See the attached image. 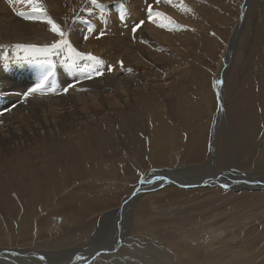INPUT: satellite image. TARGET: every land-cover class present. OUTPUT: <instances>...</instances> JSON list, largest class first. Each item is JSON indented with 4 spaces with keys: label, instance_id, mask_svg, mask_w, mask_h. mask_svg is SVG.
<instances>
[{
    "label": "rangeland",
    "instance_id": "374dc122",
    "mask_svg": "<svg viewBox=\"0 0 264 264\" xmlns=\"http://www.w3.org/2000/svg\"><path fill=\"white\" fill-rule=\"evenodd\" d=\"M106 1L107 0H98V3L103 4V7H97L96 4L91 3V0H58L62 10L64 9L65 11V13L62 12L63 15H60L61 18H58L57 15L55 16V14L49 10L51 8L50 6L55 9L59 7L58 3H51V0H47V3L44 0H38V3L46 10L48 15L57 22L59 21L58 23L68 33L69 39L79 51L83 49L84 53H92L103 58L106 65L111 64L115 66L113 71L118 68L121 69L117 61H123L124 68L128 69V67H132L131 59L138 58V56L144 58L147 63L149 62L147 64V66L149 65L151 68L149 73L153 74L156 79H163V77L160 76L167 74L168 69L176 64L181 63L182 66H185V74L183 77L179 78V82L181 83L179 86L182 89H175L176 93L181 97L180 104L175 103L177 99L174 95V87L169 88L167 85L165 86L166 91H163V93L165 92L166 94L165 97L160 96L157 100L162 107H164L167 101L174 103L171 105H181V110L184 111L183 116L187 114V119H181V116L172 117L170 115L172 112L167 111L168 107H166V109L162 108L161 112L164 114L160 119H155V116H153L154 108L152 106L146 109L143 107L142 111L146 120V127H143V131H145L144 128L146 130L149 128L151 131H154L153 133H149L148 131L144 132L146 135L145 147L149 146L147 144L149 140L153 142L152 146L157 147L160 142L166 141L168 137L171 138L170 141L174 142L170 145L168 139L166 144L161 146L163 150L166 149L169 152L167 154V159H169L167 163H165V161H159L156 164L151 163L149 158L144 157V155L147 156L150 150L151 152L155 151L151 149L152 147H149L150 150L146 148L145 150L132 149L129 151L126 149L127 144H125V141L122 142L123 145L121 144L123 150H121V148L119 149L122 152L119 150L115 153L109 152L108 154L114 156L102 157L99 160L88 162L86 167L83 166L86 172L81 174L80 179H74V181L70 180V176L67 179H59L61 177L60 166L61 164L63 166V162H65L62 161V159H69L72 151L70 152L69 150L68 153V149L61 150V148H57L56 146L50 147V151L52 152L47 148H43L45 150L43 151L33 147L36 143L32 141L22 154L23 160L20 159L15 164L16 166L12 168L5 167L4 170L0 172V204L3 203L7 205L8 202L6 203L5 201L9 200L12 206V208H8L7 206L5 208L4 205H2V207L0 205V247L22 246L21 248H26L30 245L31 247L34 246L33 248L36 247L35 249L37 252L41 253L43 250H46L45 247H42L43 244L50 243V246H55L54 244L57 243L58 245L60 240L72 244L81 243L88 239L91 236L90 234H92L97 227L101 230L102 237V239L98 241L99 245L102 246L105 242L108 244L117 243L118 240H120V236L118 237L116 234H112L111 236V232L115 227L116 220L121 218V222L124 221L126 224V217L122 218L117 216V219L111 220H108L106 217L101 221L100 218L103 214L109 209L120 207L121 205L119 202L127 196H130L138 188L140 185L139 182L147 170H156V168L163 167H175L180 169V166L185 167L186 165V167H188L187 169H189L200 162L204 163L208 160V155L212 149V142L215 140L217 149L214 148L216 157L213 160V164L216 165L213 169L214 171L222 170L220 173L221 175L219 174L216 176L217 178L225 173L226 167H232L231 169L233 170L246 173L257 172L255 175L259 174L264 176V0H250L248 6L246 5L247 8L245 6L246 10L243 7L244 0H172L171 3L165 2L166 0L148 1V3H152L153 10L156 9L158 12L164 13L166 17L171 16L175 24L180 25V27L168 24L167 20L163 17L156 18L155 23L148 21L146 6L141 8L144 14L143 17L137 20L136 15L132 13L131 16L134 17L135 20L128 19L132 9L130 5L135 8L139 7V3L136 2V0H122V2H118V0H108L110 4L108 1L106 3ZM154 2L155 4H153ZM157 5H169L173 14L168 11L163 12L160 7L156 8ZM4 6L9 12H11L10 7H12L13 10L17 12L25 11L29 14L31 13L30 5L21 3L20 0H13L12 3H9V0H0V12L3 11ZM242 9H244V15L241 21L240 16ZM69 10L72 12L70 15L68 12ZM153 13L155 12L153 11ZM65 14L67 16L69 15V17H62ZM95 15L98 19L93 18ZM96 20H99V23H97ZM140 20H144L145 23L134 34L131 32L132 27L139 23ZM21 21L29 22L31 19L24 18ZM39 22L41 21H38V23ZM100 22H103L105 27L101 26ZM160 23L168 24V26L161 28L159 26ZM42 24L43 25L40 23L42 28H48L47 33L42 37H37V40L34 39L31 42L42 41L39 44L43 45L59 38L50 32V26L46 25V22ZM146 24L148 26L156 25V29L150 27V29H153L151 33H148L143 29ZM90 28L91 31L89 30ZM118 28L120 29L118 30ZM125 30H127L126 32L128 34ZM100 31L105 32V35L97 39L96 37ZM120 31L121 33H119ZM158 32L161 38L155 36ZM234 33H238L234 45L235 47L232 52H229L228 62L223 65L226 49L229 50V39ZM47 35H50V38L49 36L47 37ZM85 35L89 37L86 42L83 39ZM146 36L149 37V39H147ZM0 37V75L2 76L0 91L22 83V81L15 76V72L10 73L12 69L8 66L9 63L35 65L36 71H34L33 77L35 74V76L39 74L41 78L42 74L45 72L44 67L39 64L28 63L25 60H17V57L24 55V53L22 50H18L15 45L19 43L32 44L23 40V38L26 39L28 35L14 34V36ZM113 44H115V46ZM140 47H143V49ZM57 58H59L58 60L60 61L62 57H53L56 61V68H61L62 64H60ZM83 63H88V61L86 59L82 60L81 64ZM63 68V75L65 76H67V74L71 75V72H74L64 67V65ZM113 71L108 73L105 70L104 76L113 74ZM74 73H78L82 77V80L80 81V78L77 77L74 80L72 77H68V79L72 80L69 83H76V81H79L80 84L84 85L87 91L91 90V86L89 87L88 83H91L92 80L103 81V76L89 80L85 79L84 75H81L79 72ZM218 73L224 76L222 79L223 93L220 95L221 98L223 97V102H221L222 99L221 101L217 100V94H219L220 90L219 84H215V79ZM59 74L61 73L56 69L53 75L49 77L51 78V82L54 80V82H56L57 78H60L58 81H61L63 76L60 77ZM151 78L152 77H148V80L154 79ZM69 83H65L63 87L67 86ZM79 83H77L78 86L74 88L78 89L80 87ZM162 83L165 82L163 81ZM63 87H58L57 91L52 93L56 94L58 92V94L55 95L56 97L64 96L62 91ZM201 93H205L210 98L211 106L213 107L212 112L207 113L205 111V105H203L200 98ZM1 109H3L2 103H0V110ZM10 110L11 109H9V111ZM150 111L153 113L151 114ZM219 111L220 120L219 123L216 124L213 120L214 116H217V112ZM0 125H2V123ZM86 126L94 132H109L111 135H116L115 132H117L115 129L114 132L110 130L114 127L110 126L108 122L99 123L95 120L90 122L87 121L85 126L75 128L77 131L72 133L73 138L76 140H74L75 143H78V135L76 134L81 132L83 136ZM212 126L213 133L216 132L215 136L211 135ZM197 133L200 134L198 135ZM73 138L70 137L69 142H71ZM227 143H229V145H227ZM101 149H103V146ZM101 153L105 154L103 152ZM29 155H31L32 159ZM223 158H227L226 161L229 165L224 166L222 164ZM10 163L11 161L9 162V166ZM31 163L33 165H31ZM41 166L43 167L41 168ZM94 166L103 168V171L92 172ZM115 166L118 169V171L115 170L117 172V174L114 173L115 177L112 173L108 175L107 171L111 170V168L115 169ZM87 169L91 171L90 174L94 176L93 178H88ZM33 170L34 172L36 170L37 173H40L41 179H45L49 185H41L42 187L38 188L39 192L38 190L33 191L26 188L27 190L25 189V191L27 193H25L27 195H25L28 197L27 198L24 196V188H22L26 185H24L25 182H21L20 174L22 171L31 174ZM49 171H55L56 174L58 173L60 175L57 174V177H53V173H49ZM41 173H43V175ZM196 173H198V171H196ZM124 174L131 175L125 176ZM186 174V172L183 173V175ZM200 174L205 176L206 169L200 170ZM190 175L191 178L200 176L199 174H195L194 171H191ZM6 176L8 178H6ZM52 178H56V180ZM15 180H19L17 184ZM153 181H156V179L151 180L152 184H154ZM21 184H23V186H21ZM78 186H83L85 188L81 192L74 194ZM230 189L222 188L220 185L197 186L186 189L177 185H167L156 188L153 191H145L140 196V200L143 199V201H146L145 205L147 207L151 206L152 216H149V219L144 220V222L136 226L138 227L140 225V229L147 233L153 228V237L156 235L159 236L157 234L158 230H156L159 228V230L163 232V228H165V231H168V233L170 232L169 235L171 238L174 231V235L176 233H179L178 235H183V233L193 229L201 231V236H206L209 240L207 241L208 243L215 244L210 247V250L201 246L204 250L203 256L199 260L193 259L197 263L234 264L235 259H230L232 256L228 251H237L239 260H242L243 255H256L257 252L258 257L256 260H249L247 263L264 264V190ZM66 192L75 196L65 195ZM106 196L108 199H106ZM79 197H81V199ZM82 199H87L88 201L86 200V203L88 204L84 203ZM25 203L26 205H24ZM135 203L136 202H134L131 208L133 213V215L130 216L131 222L133 218L134 222L136 221ZM231 207L234 208L232 209ZM128 209L129 207L125 210L126 213ZM235 209L237 210L236 214L234 211ZM24 211L27 214H25ZM83 211H85V213ZM21 217L26 218L28 223H30L26 226L28 231L25 230L26 232L23 231L22 234L18 231L20 230V226H23ZM155 221L159 223H155ZM131 222L128 228L132 226ZM136 222H139V220ZM31 223H34V225ZM150 226L152 228H150ZM220 226L224 229L225 226H227V228L220 233L217 229ZM121 236L123 237V234H121ZM153 237L149 239H153ZM138 238L141 237L137 236V238L130 239V241H135ZM160 239L163 240L161 237ZM122 240L124 241L120 242L117 247L123 249L126 247L123 246L126 238H122ZM223 240H225V243L221 245ZM230 240L232 241L230 242ZM139 241L146 240L141 238ZM53 242L54 244H52ZM202 242L206 243L205 241ZM37 247L42 248L38 250ZM149 249H151L149 252L150 254L147 253L145 255H150L151 259L146 258L145 263L157 264L156 262L159 256L157 252L161 251L154 250L156 248L153 245H151ZM118 251L119 250H112L107 254L101 255L102 264H116L117 262L110 260V258L115 256ZM124 251L129 252V249H125ZM212 252L221 254L222 260L218 263L212 260L213 257L209 256ZM23 253L25 257H27H23L25 264L36 263L34 259L36 255L34 256L33 252L24 251ZM88 253L85 256L91 257L92 254L88 255ZM140 255L143 256L141 253ZM165 258H169V255H165ZM142 260L144 261V256ZM55 261H58V259ZM162 262L163 261H160L159 263L162 264Z\"/></svg>",
    "mask_w": 264,
    "mask_h": 264
},
{
    "label": "bare ground",
    "instance_id": "6f19581e",
    "mask_svg": "<svg viewBox=\"0 0 264 264\" xmlns=\"http://www.w3.org/2000/svg\"><path fill=\"white\" fill-rule=\"evenodd\" d=\"M44 1L47 3V0H44ZM107 1H106V3H107ZM133 1H135V0H133ZM148 1L149 0H136V2L139 3V7L135 8L132 5H130L132 9H131L130 15L129 16L127 15L129 18L128 17L127 18L130 20H135L134 17L131 16L132 13H134L136 15L137 20L140 19L141 17H143L144 14L142 13L141 8H143L144 6L147 7V5L150 4V3H148ZM53 2H56V4L57 3L59 4L58 0H51V3H53ZM249 2H250V0H244V2H243L244 9H245L246 5L248 6ZM108 3H109V1H108ZM153 4H155V2ZM247 6H246V8H247ZM50 7L51 8L49 10L52 13H54L55 16L57 15L58 18H61L60 15L61 14L63 15V13H65L64 9L62 10L60 4H59V7H57L56 9L53 8L52 6H50ZM157 7H160L163 12H165V11L171 12V10H170L171 7L169 5L168 6L157 5L156 8ZM10 9H11V12H9L6 9V7L4 6L3 11L0 12V36L7 37L10 35L14 36V34H25V35H28V37L26 39L23 38V40L27 41L28 43L41 45L39 43H41L42 41H36V42L35 41L31 42V41L36 39L37 37H42L45 33H47V29H48L47 26H46L47 29H44V27L43 28L41 27V25H43L42 24L43 20H41V22H39V23L36 20H31L29 22L28 21H21L24 19V17L19 16L17 14L18 12L14 11L12 7H10ZM153 11L158 12L156 9H154ZM68 12H69V15H70V13H72L71 10H69ZM69 15L67 16L65 14L62 17L68 18ZM93 18L98 19V17L96 15ZM66 21H68V20H66ZM96 21H97V23H99V20H96ZM116 21H118V20H116ZM121 22L124 23L123 21H121ZM40 23H41V25H40ZM100 25L105 27L103 22H100ZM119 26H122V25H119ZM155 26H153V25L148 26L146 24V25H144L143 29H145L146 32L151 33L153 28L150 29V27L155 28ZM129 27H131V26H129ZM120 28H118V30ZM155 29H154V31H155ZM86 30H87V28H86ZM126 31L127 30H125V32ZM115 33H116V31H115ZM119 33H121V31ZM122 33H123V31H122ZM156 33H157V31H156ZM160 33H161V31H160ZM157 35L155 34V36L157 38H161L159 35V32ZM48 36L50 38V35H47V37ZM232 36H233V34H232ZM237 36H238V33H236V38H234L233 42L231 43V41H230L229 50L226 49V52H225V55L223 58V60H224L223 65H225L228 62L229 52L233 51V48L235 47L234 45H235ZM16 38H18V37H16ZM16 38H14V39H16ZM146 38L149 39V37H147V36H146ZM163 38H166V37H163ZM42 39H44V38H42ZM46 39H45V41H46ZM45 43H47V42H45ZM87 43H90V42H87ZM119 44H120V42H119ZM144 44H142V45H144ZM113 45L115 46V44H113ZM12 46H13V44H12ZM85 46H87V45H85ZM106 49H107V47H106ZM109 49H111V48H109ZM141 49H143V47ZM120 50H121V48H120ZM81 52H84L83 49H81ZM117 52H118V50H117ZM141 54H143V53H141ZM126 55H128V54H126ZM117 56H119V55H117ZM58 59L59 58H57V60ZM127 61H128V59H127ZM131 63H132V67H128V69L130 68V69H132V71H127L126 68H124V70H121L118 68L115 71H113V74H111L109 76L103 75V81L92 80L91 83H88L89 87L91 86L90 87L91 90H89V91H87L85 89L83 84L79 83L80 87L78 89L77 88H71V89H69V91L66 95L63 93L64 96H60V97L57 96L56 97L55 95L58 94V92L56 94L55 93L53 94L52 92H48V91H45L44 94L37 92L34 94L36 96H39V97H33V98L29 99V103L27 105H25V101L23 99L24 95H23V97L21 96L14 103V105L12 106L10 111L5 110L4 108L1 109L0 110V124L2 123V125H0V172H2V170H4L5 167L12 168V167L16 166L15 164L20 159L23 160L22 154L24 153L25 149L27 148V146L32 141L34 143H36V145L33 147H35L36 149H41L43 151H45L43 148H47L50 151V149H51L50 147H52V146H56L57 148H61V150L62 149H68V153H69V150H70V152L72 151L71 157H69V159H66V158L62 159V161H65V162H63L64 165L62 166V164L60 163L62 166V167L60 166V173H61V177L59 178L60 180H62L64 178L67 179L69 176H70V180H72V181H74V179H80L81 174L86 172V169L83 166L86 167L88 162L95 161L97 159L99 160L102 157L111 156L112 154H108V153L109 152L115 153L117 150H119L122 147V145H123L122 142H125V141H126L125 144H127L126 149L129 151L132 149L145 150L146 148L148 149L149 147L150 148L152 147L151 149H154L155 151L151 152V150L149 148L150 151H149V153H147V156L144 155V157L149 158L151 163L156 164L159 161H163V162L165 161V163H167V161L169 160V159H167V154L169 152L166 149L163 150V148H161V146L165 145L166 142L168 141V139H169L170 145H172L174 142L170 141L171 138H169L167 136L168 138L166 139V141L160 142L158 147L152 146L153 142L151 140H149L147 142V144L149 146L145 147L144 143L146 141L145 140L146 135L144 132L148 131L149 133H153L154 131H151L149 128H147L148 130H146L144 128L145 131H143V127H146L145 126L146 120H145V116L143 114L142 108L144 107L146 109L147 107L152 106L154 108V115L153 116H155V119L156 118L160 119L163 116L164 113L161 111H162V108L166 109V107H168V109H167L168 112H170V111L172 112V114H170L172 117H175V116L180 117L181 116V119H187V114L185 116H183L184 111L181 110V105H177V106L171 105L174 103L171 101L170 102L167 101L166 104H164V107H162L158 103V100H157V98H159L160 96L165 97L166 94H165V92L163 93V91H166L165 86L167 85V86H169V88L174 87V92H175L174 95H175V98L177 99V102H175V103L180 104L181 97H179V95L176 93L175 89H177V90L182 89L179 86L181 84L179 82V78L184 76L185 66H182L181 63L176 64V65L172 66L170 69H168L167 74H165L164 76L163 75L160 76V77H163V79H161V78L156 79L153 74L149 73V71L151 70L149 65L147 66V64L149 62L147 63L144 58L139 57V56H138V58H132ZM180 66H182V67H180ZM56 69L58 70V72L61 73L59 75H60V77L63 76V79L61 81H58V80H60V78L59 79L57 78L56 82H54L55 80L51 82V78H49V80L47 81L48 86L56 87V91H57L58 87L59 88L63 87L65 85V83H69L72 81V80L68 79V77L69 78L72 77L73 80L76 77L80 78V81L82 80V77L78 73H74L71 71H70L71 75L70 74H67V76L63 75L64 74L63 65L61 66V68H56ZM17 75H18V73L15 74V76H17ZM35 75H34V77H36V79L39 81V79H40L39 74H37V76H35ZM81 75H83V74H81ZM148 77H152L154 79L151 78L152 80L149 81ZM223 77L224 76L221 75V73L220 74L218 73V76L215 79V81H216L215 84L217 85V80L222 81ZM7 78H5V79H7ZM32 79H33V76H32ZM1 81H2V76L0 75V83H1ZM161 81L162 82L164 81L165 83H162ZM25 84L29 87L31 82L27 81V79H26ZM76 86H78V85L76 84ZM89 87H88V89H89ZM222 88H223V84L221 83V84H219V90H220L219 95H221L223 93ZM148 92L151 94H149ZM200 98L202 100L201 102H203V105H205V107H204L205 111L207 113L212 112L213 107L211 106L210 98L208 97V95H206L205 93H201ZM221 99L223 102V97ZM152 113L153 112H151V114ZM159 113H161V114H159ZM217 113H218L217 116H214V120H213V122H215L216 124L219 123V120H220V117H219L220 111ZM193 116H194V114H193ZM94 120L99 122V123L108 122L110 126L114 127V128H111L110 130L112 132H114V129L117 131V132H115L116 135H114V134L111 135L109 132H94L88 126H86L84 128L85 132H84L83 136L81 135V132H79V134H76V135H78L77 136L78 137V143L77 142L75 143L76 140H75V138H73V135H72L73 132L77 131L75 128H81V127L85 126V123H87V121L90 122V121H94ZM113 123H114V125H113ZM165 123H166V121H165ZM212 125H213V123H212ZM166 128H167V126H166ZM215 133L216 132L213 133V126H212L211 135L215 136ZM197 134L199 135L200 133H197ZM70 137L73 138V140L71 142H69ZM228 141H229V139H228ZM156 144H158V143H156ZM203 145H204V143H203ZM227 145H229V143H227ZM102 146H103L104 150L101 149ZM214 148H216V140L214 142H212V149L208 155V160L205 161L204 163L200 162L199 164L192 166L189 169H187L188 167H186L187 166L186 165L185 167L180 166V169L175 168V167L174 168L163 167V168H156V170L155 169L147 170L145 172V174L143 175V177L141 178V181L139 182L140 185L133 192V193H136L135 195H133V193H132L130 196H127L125 199H123L122 200L123 202L122 201L119 202L121 206L117 207L118 209L117 208H112V209L108 208L109 210H107L103 214V216L100 218L101 221L106 217L108 218V220L117 219V216L122 217V218L126 217V224L124 223V221L121 222V218L117 219L116 223H115V227L113 228V230L111 232V236H112V234H116L118 237L120 236L119 237L120 240H118L117 243L108 244L105 242L104 245H102V246L99 245L98 241L102 239L101 230L98 229V227L96 226L97 229L95 228L94 232L92 234H90L91 236L81 243L72 244V243H68V242H62V240H60V241L58 240L59 241L58 245H57V243H55V244H54V242L52 243L55 246H50V243L43 244L42 247H45L46 250H43V252H41V253L37 252V250L35 249L36 247L33 248L34 246L31 247L30 245H29V247H26V248H21L22 246L21 247H12V246H4L3 247V246H1L0 247V264H25L23 257L24 258H27V257H25V255L23 253L24 251H28L30 253L33 252L34 256L36 255V258H34L36 260L35 262L38 264H59V263L60 264H67L70 261V259L72 257H75V256H83L81 259L77 260V263H79V264H102V256L101 255L107 254L108 252H111L112 250H119L115 256L110 258V260L116 261L117 262L116 264H146L145 263L146 258L151 259L150 255H148V256L145 255L147 253L150 254L149 252L151 251V249H149V247L151 245H153L156 248L154 250H158V251L162 252V253L157 252V254L159 255L157 262H156L157 264H160L159 263L160 261H163L162 264H180V263H182V264H201L200 262L197 263L193 260L194 258L199 260L203 256L204 250L201 248V246H204L205 249L210 250V247H212L215 244V243H208L207 242V241H209L208 238L206 236H201V231H196L195 229H193L191 231L183 233V235H178L179 233H176L175 234L176 236L174 235V232H175L174 231L173 232L174 236L172 235V238H171V236L169 235L170 232L168 233V231H165V228H163L164 229V232H163V231L159 230L160 229L159 228L156 230H158L157 234L161 238H163V240H161L160 237L157 235H156L157 237L156 236L153 237V228L151 227L152 225L150 226V228H152V229L149 231V233L143 232L139 227L140 225L138 227L136 225L144 222V220L149 219V216L150 217L152 216L151 206L147 207L145 205L146 201H143V199L140 200V196L145 191H153L156 188H161V187L167 186V185H177L179 187H181L182 185H190V186L200 185L201 186V184H205L204 183L205 181H208V183H207L208 185H206V186H218L217 184H214L217 182L229 183L230 187L228 189H230V188L248 189V188H252L253 186H256L257 189H259L260 187L264 186V176H261L259 174L255 175V174H257V172H250V173L240 172L238 170L231 169L232 167L231 168L226 167L225 173H223V175L221 177L217 178L216 176L219 175L222 172V170L221 171H214V169H213V167L216 165V164H213V160L216 157ZM121 150H123V148H121ZM121 150H119V151L122 152ZM50 152H52V151H50ZM101 152H103L105 154H102ZM29 156L31 157V155H29ZM112 156H114V155H112ZM125 157H126V155H125ZM31 159H32V157H31ZM117 160H119V159H117ZM143 160H144V158H143ZM226 160H227V158H223L222 164L224 166L229 165V163ZM10 161H11V163L9 166ZM163 162H161V163H163ZM208 164H210V165H208ZM31 165H33V164L31 163ZM138 165H139V163H138ZM202 166H206V167H202ZM42 167L43 166H41V168ZM44 168H46V167H44ZM52 168H54V167H52ZM65 168H67L68 170ZM126 168H124V169H126ZM182 168H184V169H182ZM222 168H224V167H222ZM92 169H93L92 172H102L103 171L102 170L103 168H101V167L99 168L98 166H94ZM202 169H206L205 176H202L200 174V170H202ZM115 170L118 171L117 167L115 169L111 168V170H108L107 171L108 175L111 173L117 174V172ZM191 171H194L195 174H199L200 176H197L195 178H191L190 177ZM196 171H198V173H196ZM51 172L53 173L52 174L53 177H57L58 173L56 174L55 171H51ZM51 172L49 171V173H51ZM87 172H88L87 173L88 178L94 177L92 174H90L91 171L89 169H87ZM185 172L187 174L183 175V173H185ZM39 174L40 173H37L36 170H35V172L33 170V172L31 174L24 173V171L21 172V174H20L21 180H22L21 182L26 183V184L24 183V185H26V186L22 187V188H24L23 193H24L25 197H27L26 196L27 192L25 191L26 188H28L29 190L37 191L38 188L42 187L41 185H49V183H47V181L44 178H43L44 180L41 179V176ZM41 174L43 175V173H41ZM45 174H47V173H45ZM58 175H60V174H58ZM124 175L128 176L131 174H124ZM47 176H49V175L47 174ZM113 176L115 177V174ZM157 176L166 177V179H164L161 182L157 181V180L153 181L154 184H152V183L150 184L147 182V181H151V180L156 179ZM12 177H14V176H12ZM6 178H8V177L6 176ZM52 179L56 180V178H52ZM17 181H19V180H15L16 184H17ZM50 182H52V181H50ZM257 182H259V183H257ZM21 186H23V184H21ZM17 188H18V186H17ZM84 188L85 187H83V186L82 187L78 186V189L76 192H74V194L77 192H81L82 190H84ZM181 188H184V187H181ZM74 190H76V189H74ZM38 192H39V190H38ZM28 195H29V193H28ZM65 195H68V196L72 195L73 197L75 196V195L69 194L67 192L65 193ZM73 197H72V199H73ZM79 198L81 199V197H79ZM106 199H108V197ZM6 200H8V199H6ZM25 200H27V199H25ZM86 200L87 199H82V201L84 203H86ZM5 202L6 203L8 202V204L4 205L2 203V204H0L1 207H2V205H4L5 208H6V206L8 208H10V207L12 208L9 200L5 201ZM134 202H136L135 203V205H136L135 217H136V221L139 220V222H136V221L134 222V218L131 222L130 216L133 215L131 208H132ZM69 203H71V202H69ZM86 204H88V203H86ZM24 205H26V203ZM128 207H129V209L126 213L125 210H127ZM231 208H230V210L232 212V209L234 207L232 209ZM121 209H124V210H121ZM234 211L236 214L237 210L235 209ZM83 212L85 213V211H83ZM9 213H11V212H9ZM24 213H25V211H24ZM257 213H259V212H257ZM25 214H27V213H25ZM124 214H125V216H124ZM19 216H20V214H19ZM17 217H18V214H17ZM21 218H22L21 220H23L21 222V223H23V226H20V230H18V231H19V233L22 234L23 231L27 230V227H26L27 224H30V223H28V220H26V218H24V217H21ZM28 219H30V218H28ZM247 221H249V220H247ZM130 222L132 223L131 224L132 226L130 228H128V226H130ZM101 223H99V224H101ZM155 223H159V222L155 221ZM31 224L34 225V223H31ZM31 227H33V226H31ZM148 227H149V225H148ZM181 228H184V227H181ZM226 228H227V226H225V229L222 226H220L217 229L219 230L218 232L221 233L224 230H226ZM35 229H36V227H35ZM24 234H26V233H24ZM121 234H123V237L121 236ZM138 234H140V235H138ZM137 236L141 237L142 239H144L146 241H139L141 238H138L135 241H133V240L130 241V239H135V238H137ZM152 237H153V239H149ZM59 238H62V237H59ZM122 238H126L125 242L123 243V246H126V247L123 249L121 247H117V245H119L120 242L124 241V240H122ZM202 241H205L206 243H204ZM231 241L232 240H230V242ZM224 243H225V240H223V242H221V245H223ZM32 244H34V243H32ZM210 244H212V245H210ZM48 247L52 248V249H49ZM41 248L37 247L38 250H41ZM241 248H242V246H241ZM125 249H129V252H125L124 251ZM130 251H132V252H130ZM139 252L141 254H143L144 261L142 260L143 256H141ZM50 253H51L52 257L50 256ZM87 253H88V255L92 254L91 257L90 256L86 257L85 255ZM137 253H139V254H137ZM228 253L232 256L230 259H235L234 264H248L247 261H249V260L255 261L256 258L258 257L257 252H256V255H243L242 260H239L238 259L239 254L237 251H233V252L228 251ZM165 255H169V258H165ZM41 256L45 257V259L41 260L40 259ZM209 256L213 257L212 260H215L217 263L220 260H222L221 259L222 255L219 254L218 252H212L211 254H209ZM259 257H261V256H259ZM57 259H58V261H55ZM73 261H75V260H73ZM36 263H33V264H36Z\"/></svg>",
    "mask_w": 264,
    "mask_h": 264
},
{
    "label": "snow or ice",
    "instance_id": "6c2138e0",
    "mask_svg": "<svg viewBox=\"0 0 264 264\" xmlns=\"http://www.w3.org/2000/svg\"><path fill=\"white\" fill-rule=\"evenodd\" d=\"M13 0H9V3H12ZM21 3H27L31 7V14L25 11L18 12L17 14L25 19H31L36 21L46 22L49 25V30L54 36L59 37L58 39H54L52 42L38 45V44H16L15 47L18 50H22L24 55L18 56L17 60H25L28 63L39 64L45 68L44 74L41 76L39 81L31 88H29L23 95L25 99L31 96L34 93L40 92L44 94L45 91L55 92L56 89L54 86H48L47 81L49 77H51L56 69V61L53 57L61 56L60 63L64 65V67L74 71L79 72L84 75L85 79H95L98 77H102L105 74V70L108 73H111L114 70V65L105 64V61L92 54V53H84L79 51L69 39L68 33L61 27V25L53 19L50 15L47 14L46 10L38 3V0H20ZM118 2H122V0H118ZM167 3H171L172 0H166ZM92 4H96L97 7H103V4L98 3V0H91ZM190 11V9H189ZM147 19L150 22L155 23L156 18L163 17L167 20L168 24L175 25V27H180V25L175 24V22L171 19V17H166L162 12L153 13L152 5H147ZM145 23L144 20H140L139 23L135 24L132 27V32L135 34L136 31L141 28V26ZM168 24L160 23L159 26L161 28H165ZM91 31V28L89 29ZM105 32L100 31L97 35V39L104 36ZM214 35V34H213ZM85 41L89 39L87 35L83 37ZM6 59V58H5ZM87 60L88 63L81 64L82 60ZM121 70H124L123 61H117ZM127 71H132V69H127ZM79 83H69L67 86L63 87L62 91L64 94H67L69 89L76 87V84ZM222 81L217 80V84H221ZM217 100L221 101V96L217 94ZM222 102V101H221ZM222 110V109H221ZM166 177L157 176V181H163ZM151 183V181H147ZM205 184L208 181L204 182ZM259 183V182H257ZM190 185H182V187H189ZM223 188L228 189L230 187L229 183H224L221 185ZM136 193H133L135 195ZM41 260H44L45 257L41 256Z\"/></svg>",
    "mask_w": 264,
    "mask_h": 264
},
{
    "label": "clouds",
    "instance_id": "9594fccd",
    "mask_svg": "<svg viewBox=\"0 0 264 264\" xmlns=\"http://www.w3.org/2000/svg\"><path fill=\"white\" fill-rule=\"evenodd\" d=\"M8 66H10L12 69V72L10 71V73H14V72L18 73L17 77L22 81V83L0 91V103H2V107L5 110L11 109L14 103L21 96L23 97L24 92H26L28 88L33 87L38 82L36 81V77H33L32 79L34 71H36L35 65H28L22 63H9ZM26 79L27 81L31 82L29 87L25 84ZM33 97H39V96L32 94L27 99L23 97L25 104L27 105L29 103V99Z\"/></svg>",
    "mask_w": 264,
    "mask_h": 264
},
{
    "label": "water",
    "instance_id": "95a60500",
    "mask_svg": "<svg viewBox=\"0 0 264 264\" xmlns=\"http://www.w3.org/2000/svg\"><path fill=\"white\" fill-rule=\"evenodd\" d=\"M243 15H244V9H242V11H241V21L243 20ZM231 38H233L232 40H231V43L233 42V40H234V38H236V34H233V36H231L230 37V39ZM230 39H229V42H230ZM214 184H217V185H222V184H224V183H221V182H217V183H214ZM206 185H208V184H201V186H206ZM197 186H200V185H193V186H189V187H184V189H186V188H190V187H197ZM182 187V186H181ZM222 187V186H221ZM223 188V187H222ZM248 189H253V190H257V187L256 186H253L252 188H248ZM264 190V186L263 187H260L259 188V190ZM83 256H75V257H72L71 259H70V261L67 263V264H76L77 263V260L78 259H81ZM73 260H75V261H73ZM77 264H79V263H77Z\"/></svg>",
    "mask_w": 264,
    "mask_h": 264
}]
</instances>
